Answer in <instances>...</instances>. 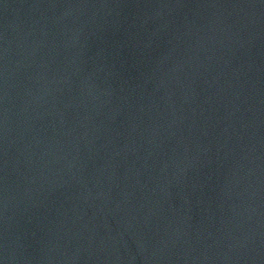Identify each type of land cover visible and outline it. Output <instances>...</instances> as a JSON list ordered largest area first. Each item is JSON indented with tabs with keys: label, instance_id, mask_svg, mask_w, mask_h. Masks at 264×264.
Here are the masks:
<instances>
[{
	"label": "water",
	"instance_id": "water-1",
	"mask_svg": "<svg viewBox=\"0 0 264 264\" xmlns=\"http://www.w3.org/2000/svg\"><path fill=\"white\" fill-rule=\"evenodd\" d=\"M0 264H264V0H0Z\"/></svg>",
	"mask_w": 264,
	"mask_h": 264
}]
</instances>
